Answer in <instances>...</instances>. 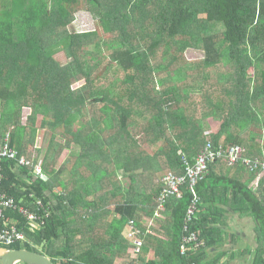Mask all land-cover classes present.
Instances as JSON below:
<instances>
[{
  "label": "trees",
  "instance_id": "trees-1",
  "mask_svg": "<svg viewBox=\"0 0 264 264\" xmlns=\"http://www.w3.org/2000/svg\"><path fill=\"white\" fill-rule=\"evenodd\" d=\"M82 13L94 18L91 29L73 27ZM64 40L61 60L54 47ZM187 49L203 55L188 59ZM99 56L123 79L94 87ZM194 67L217 73L209 83L215 89L204 84L208 72L191 76ZM223 83L229 93L222 94ZM25 106L31 113L21 121ZM38 115L40 126L52 120L65 129L78 117L85 125L64 130L70 138L62 145L53 136L39 161L28 153ZM210 117L220 122L215 132L208 131ZM5 137L18 157H0V193L34 211L41 200L49 211L28 221L18 209H3L2 218L25 235L9 249L39 252L54 264H216L206 251L233 235L224 231L227 206L252 215L259 242L252 264H264V178L254 191L248 185L255 170L210 162L191 215L185 184L159 209L163 182L154 175L164 166L181 174L182 157L192 161L207 141L223 150L240 144L249 158L264 155L256 142H264V0H0V142ZM70 142L86 156L75 158L65 179L66 164H54ZM91 152L98 159H88ZM22 154L30 164L18 163ZM36 165L42 176L34 175ZM120 174L128 185L117 181ZM130 221L141 241L136 257L125 236Z\"/></svg>",
  "mask_w": 264,
  "mask_h": 264
},
{
  "label": "built area",
  "instance_id": "built-area-1",
  "mask_svg": "<svg viewBox=\"0 0 264 264\" xmlns=\"http://www.w3.org/2000/svg\"><path fill=\"white\" fill-rule=\"evenodd\" d=\"M245 148L239 144H234L228 146L226 150L221 149L220 147H216L213 145L211 141H207L201 149H199L194 155V159L192 162H189L185 157L182 159L183 163V171L181 174L174 173L172 171H168L165 173L161 181L163 182V188L161 191V195L159 197V209H164L162 203H164L165 199L171 195H179L180 194V186L186 185L188 189H190L193 194V199L187 209V215H191L197 210V203L199 201L200 196L197 194L195 187L204 179L205 175L208 172V165L210 162L216 159H222L227 164H234L238 161L244 163L250 171H262L264 172V155L256 156L254 158L246 157ZM0 157H11L17 158L18 153L15 149L9 147L7 143V137H5L3 142H0ZM29 159H25L21 155L18 158V163L20 165H28L30 162ZM34 175L42 176V171L40 165H36L34 169ZM37 206V211L27 209L23 206H18L17 203L10 199L6 198L3 194L0 193V244L4 246H9L16 241H23L25 239V235L23 230L17 227V225L8 223L5 218H2L3 209L12 208L18 209L20 213L24 215V217L28 221L42 220L43 217L49 216V211L47 208H44L41 200H37L35 202ZM137 230H135L132 226V221L129 223V227L127 230V237L131 240V244L133 245L131 249V255L133 257L137 256L139 251V247L141 241L138 239L136 234ZM195 240L194 248L199 245L197 242V237L191 234L190 238ZM189 241L185 238L184 242ZM180 252H185V245L181 244ZM190 264H195L191 262Z\"/></svg>",
  "mask_w": 264,
  "mask_h": 264
},
{
  "label": "rangeland",
  "instance_id": "rangeland-1",
  "mask_svg": "<svg viewBox=\"0 0 264 264\" xmlns=\"http://www.w3.org/2000/svg\"><path fill=\"white\" fill-rule=\"evenodd\" d=\"M80 16H78L77 20H75L76 25H74L73 27L77 26L80 29H85V30L91 29V27L93 26V23H94V18L90 15V13H88V14L82 13ZM70 28H72V27L70 26ZM65 42H66V40L62 41L60 45H57L56 47H54V51H55L54 53H56L55 55L61 60L64 58V54H63L62 50H60V48H62L64 46ZM202 55H203L202 52L198 49H196V50L195 49H187L185 54H184V56H186L188 59H200L202 57ZM99 58H100V56H99ZM159 58H160V54L159 53L155 54V59L159 60ZM107 59L108 58H106L105 56H103L102 60L100 58L101 62H100V65L98 66L97 70H102V71H99L100 73H102V76L100 74L98 76L99 78H96V80L93 83L94 87H98L99 89L101 87L107 86L108 84L111 83V81H114V80L119 81V80L123 79L122 72L120 70L116 69V67L114 65L107 64L108 63ZM225 69H226V67L223 68V70H225ZM191 70H192L191 76L194 79L197 77V75L199 73L208 72L209 75H208V78H206V80H204V84L207 85V88L211 87L212 89H215L209 84V83H213L214 79L217 76V73H214L212 71V69H210L209 71H206V70H199L196 67H194V68H191ZM247 76L254 77V71L252 68H250L247 71ZM198 82H200V81H198ZM227 86L228 85L226 83H223L221 85L222 91L221 90L220 91L222 92V94H223V91L229 93ZM197 96L199 98L202 97V94H201V91L199 88L197 91ZM24 109L25 110L23 112V117H22L21 121L27 120V115H26L27 111L29 113H31V107L25 106ZM92 113H93V111H92ZM92 113L86 117L87 121H89L90 117L94 114V113L93 114ZM96 115H98V113ZM206 121H207V124L209 126V129H208L209 132H215L219 129L220 122L218 120H215V119L210 117ZM84 123H85V120L84 119L82 120V117H78V119H76V122L74 124L69 125L70 127L66 126L65 129H63L59 126L53 128L54 124L52 123V120H47V123H44L43 126H40L42 124V116L38 115V118H37V121L35 124H36V126H38L40 128V129H38L39 133L36 136V142L34 143L33 148L31 147L28 150V153L30 152L31 155L33 154V156L37 155L39 157V161H40V159L43 157L44 152L47 149V145H48L49 140L50 139L52 140L53 136H55L54 141L59 142L62 145V144H64L66 139L70 138V137L66 136V133L64 132V130H66L67 128H70V129H72V131H75L80 126L83 127L85 125ZM140 129L141 128H135V129H133V131H131V133L137 137L138 142H142L140 136L138 135ZM256 142L260 143L261 145H263V143H264L260 139H256ZM38 149H41V152H39ZM80 150H81V148L77 143L70 142V146L68 148H63L59 152V155L56 159L54 167L58 168L60 166H64V164H66V167H64L65 169L63 170L62 175H61L62 178L67 179L71 176V170L75 166L74 162H75L76 157H78L79 161H81L80 157L86 156V155H80L79 154ZM146 150L148 151L150 149L146 148ZM197 151H198V149L196 150V152ZM21 156L26 159V157L23 154ZM98 156L99 155L96 152H91L90 154H88V159L96 160V159H98ZM82 159H83V162L86 161V160H84V158H82ZM28 161L31 162L30 159ZM161 164L165 165L164 162H161ZM166 170H168V168L164 166L163 172H165ZM256 177H258V176L256 175ZM117 179H118L117 181H120L121 184L124 183L125 185H128V183H129V179L123 178L122 174L118 175ZM258 180H259V177H258ZM117 181H115V182H117ZM250 188L252 191H254L256 189V185L255 186L252 185V186H250ZM144 224L147 226L153 225L152 222H149V221H144ZM125 230H126V228H125ZM252 235L250 236V238H253ZM159 236H161V235H159ZM256 236H257V234L255 233V237ZM248 238H249V236L247 237V239ZM251 241H252V239H251ZM17 264H22V263L19 262Z\"/></svg>",
  "mask_w": 264,
  "mask_h": 264
},
{
  "label": "crops",
  "instance_id": "crops-1",
  "mask_svg": "<svg viewBox=\"0 0 264 264\" xmlns=\"http://www.w3.org/2000/svg\"><path fill=\"white\" fill-rule=\"evenodd\" d=\"M154 168L155 167H151L150 169H148V171H150L151 173L153 172ZM162 173L163 168L154 171V175H157V177H160ZM260 180L261 179L258 180V177H256L255 175V177L251 181H249V187L252 185H256L257 189ZM218 199L220 198L218 197ZM224 201H227V196L223 199V202ZM223 208L227 224V226L224 227V231L233 235L232 237L227 236L221 245L214 246L213 248L209 247L206 251V260L209 261L213 260L215 257H218L219 260L218 262L216 261V264H252L254 249H256L259 245L258 238L255 237V232L253 229L254 220L252 215L248 214L247 212H234L231 209H228L227 206H223ZM165 218L166 215L162 219ZM121 235L124 236V231ZM251 235L253 238H250ZM248 236L249 238L247 239ZM246 249H251V252L243 253V251ZM148 258H153L152 253L149 254Z\"/></svg>",
  "mask_w": 264,
  "mask_h": 264
},
{
  "label": "water",
  "instance_id": "water-1",
  "mask_svg": "<svg viewBox=\"0 0 264 264\" xmlns=\"http://www.w3.org/2000/svg\"><path fill=\"white\" fill-rule=\"evenodd\" d=\"M54 264L46 255L25 248L0 247V264Z\"/></svg>",
  "mask_w": 264,
  "mask_h": 264
},
{
  "label": "clouds",
  "instance_id": "clouds-1",
  "mask_svg": "<svg viewBox=\"0 0 264 264\" xmlns=\"http://www.w3.org/2000/svg\"><path fill=\"white\" fill-rule=\"evenodd\" d=\"M205 143H206V142H205ZM205 143H204V144H205ZM232 145H234V144H232ZM239 145H240V144H239ZM214 146H215V145H214ZM241 146H242V145H241ZM221 149H222V148H221ZM198 150H199V149H198ZM195 154H196V153H195ZM195 154H194V155H195ZM244 154L247 155L246 152H244ZM261 156H263V155H261ZM183 157H184V156H183ZM183 157H182V159H183ZM194 157H195V156H193L192 160L194 159ZM185 158H186V157H185ZM182 159H181V162H183ZM186 159H187L189 162H192V161H190L188 158H186ZM221 160H222V159H221ZM181 167H182V169H181V172H182V171H183V163H181ZM168 171H171V170H166L165 172H163V173L160 175V179H162L163 176L165 175V173L168 172ZM172 172H173V171H172ZM256 172H257L256 175L259 177V179H261L262 177L264 178V172H262V171H256ZM258 182H259V181H258ZM258 182H257V183H258ZM126 233H127V229L125 230V236L127 237V234H126ZM127 238H129V237H127ZM129 240H130V239H129ZM130 243H131V242H130ZM4 247H6V246H4ZM130 251H131V250H130ZM131 256H132V255H131ZM20 263H22V262H20Z\"/></svg>",
  "mask_w": 264,
  "mask_h": 264
}]
</instances>
